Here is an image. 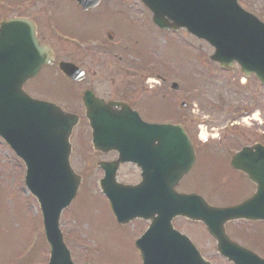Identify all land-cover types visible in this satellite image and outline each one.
<instances>
[{
    "label": "rangeland",
    "instance_id": "1",
    "mask_svg": "<svg viewBox=\"0 0 264 264\" xmlns=\"http://www.w3.org/2000/svg\"><path fill=\"white\" fill-rule=\"evenodd\" d=\"M1 1L0 19L12 14L11 10H8V5ZM24 1L26 0H4L7 3ZM119 1L127 5L130 13L133 14L134 20L130 19L133 23L116 18L111 13L106 14L107 19L119 25L123 24L126 29L123 32L128 35L130 30L132 38L144 39L146 43L142 44L140 51L146 58L155 61L167 60L164 62L167 63V67L175 68L172 77L179 83L181 90L176 93L178 100H183L185 93L189 94L188 100L198 105L201 115L207 116L203 121H206L209 130L217 131L231 121H235L251 131L233 129L223 141L236 142L241 146L257 141L258 138L264 140V137L258 135L264 132V124L257 122L264 120V87L254 78L243 83L239 67L228 72L221 70L218 64L209 59L214 49L206 42L195 39L184 31L166 34L152 27L148 19L142 17L140 13L138 16L135 14L137 5L135 9L130 8L135 2L139 4L138 0ZM33 2H41V0H33ZM239 2L264 21V0H239ZM79 12L74 9L58 11L57 26L65 32L85 38L97 34L98 24ZM35 85L36 83L32 82L25 86V89L31 90ZM62 106L68 108L65 103ZM244 110H247L248 115L243 117ZM257 111L258 117H253L252 114ZM187 125L194 131L196 130L194 127L197 128V122L190 112H188ZM79 127L78 133H87V123ZM78 143L86 154L87 136L79 138ZM73 144L75 146L73 165L79 173L86 174L83 190L65 210L60 222L73 260L76 263L140 264L134 246L136 226L128 228L130 232L128 233L114 223L104 198L90 189V184L93 183L87 176L90 159L85 160L80 156L75 136ZM15 157L0 139V264L46 263L48 248L43 235L39 205L30 196L26 186L24 187L25 166ZM211 187L212 185L208 184L207 194L216 204L220 200ZM180 224L186 225L182 221ZM200 243L206 255L212 254L214 243L210 239L201 240ZM213 259L215 260L214 256Z\"/></svg>",
    "mask_w": 264,
    "mask_h": 264
},
{
    "label": "flooded vegetation",
    "instance_id": "2",
    "mask_svg": "<svg viewBox=\"0 0 264 264\" xmlns=\"http://www.w3.org/2000/svg\"><path fill=\"white\" fill-rule=\"evenodd\" d=\"M99 2H101L99 5L89 9H84L76 0H46V2L41 0V2H18L10 5L12 10L10 17L33 20L36 23L37 36L41 43L50 44L55 52L53 66L42 69L36 78L27 83V85L32 82L36 83L29 92L32 94V91L35 90V94L32 95L37 98L65 103L67 109L78 113L81 117L85 115L83 98L89 94L90 98L94 96L106 103L118 104L108 110L97 111L99 114L120 116L126 111L133 110L150 123L159 122L160 119H184L183 116L186 114L184 109L187 110L188 104L180 103V107H177L171 78L164 72L161 73L159 64L151 59L141 62L139 40L133 42L130 30L127 35L123 32L126 31L123 24L119 25L107 19L106 14L111 13L114 17L129 22L127 5L119 0H100ZM68 9L78 10L81 15L97 23V34L85 38L60 29L57 26V12ZM109 37L114 39L110 40ZM70 39L83 40L85 43L97 41L98 44L79 46L72 43ZM129 39H132V46L128 48L125 44ZM116 59L118 62L115 61ZM63 62L71 63L81 69L85 73V79L75 81L67 77L61 69ZM149 77L155 78L151 82V88L146 84ZM89 131L90 165L87 176L94 182L95 187L99 188L100 180L106 175L109 177L110 183L114 177L121 184H137L142 179L143 166L152 165L154 169L156 157L159 161L160 151L156 150L158 143H156L155 137H147V140L152 139V143H142V150L138 153L141 157L140 165L139 163H122L115 166L114 163L121 156L118 148L124 147V140L127 139V136L116 134L106 137L107 144H102V146L107 149L101 151L96 150L91 128ZM106 131L118 132L121 131V128L110 127ZM186 131L194 141L200 171L199 176L195 174L191 178H184L181 181L178 186L180 192L198 193L207 197V161L209 155L213 154L218 160V170L221 173L217 188V196L220 200L218 205L236 204L255 191V185L242 173L231 167L230 159L233 154L229 158V152L226 153L230 149H235L237 152L245 147H253L255 142L241 146H238L237 143H217L215 145L204 143L202 145L198 143L190 127H186ZM262 144L264 145V143ZM74 156L75 148L71 155L72 164ZM103 163L105 169L101 167ZM180 220L186 224L184 225L185 232L196 242L200 243L201 240L207 239L208 235L203 224H194L181 218ZM135 222L138 223V231L141 235L147 227L148 221L141 218ZM226 229L236 242L264 255V223L229 222ZM240 256L237 253L236 257ZM218 257L225 260L219 253Z\"/></svg>",
    "mask_w": 264,
    "mask_h": 264
},
{
    "label": "water",
    "instance_id": "3",
    "mask_svg": "<svg viewBox=\"0 0 264 264\" xmlns=\"http://www.w3.org/2000/svg\"><path fill=\"white\" fill-rule=\"evenodd\" d=\"M88 1L90 0H82L86 6L92 3ZM144 1L155 11L154 22L161 27H167L168 29L172 27L168 18L166 19L165 17L166 15L171 19L181 21L178 27L174 26L175 29L183 25L189 26L190 24L193 27V22L190 18H184L180 15V13L187 12L186 2L177 3V0ZM187 2H189V0H187ZM201 2H217L218 6L221 5L220 2H229L227 5L222 6V10L228 17L236 18L239 16V33L245 38L247 45V49L244 52L238 49L237 38L239 33L235 31V33L232 34L230 26L227 30L229 34L227 38L223 40L220 39L221 41L219 42L209 39L211 43L217 45V51L212 59L219 61L223 67L229 68L232 67V59L238 57L237 59L240 61L246 75L256 73L264 82V25L253 16L245 14L238 6L237 0H192V6H199ZM163 7L165 11H163ZM193 10V15L197 16L194 17L195 21L201 18L199 16L206 15L205 11ZM220 18L225 21L229 20L224 15ZM214 19V17L210 16L207 20L212 21ZM244 22H250V25L244 26L242 24ZM12 23L13 22L10 21H4L1 24L2 30L15 28L11 25ZM192 27L190 31L202 37L201 34L195 32L196 30ZM204 29L211 30L209 27H205ZM12 38L13 37L8 36V34L7 36L1 37L0 43L2 48L0 51H7L9 46L13 45L11 41ZM29 46L33 51L39 50L42 57L41 65L52 62V53L50 50L46 47H41L34 38H31ZM228 46L230 49H227ZM36 70L37 69L32 71L34 72ZM15 71L16 70L13 69L11 72L14 73ZM29 75L30 72L26 71L21 78L13 76L7 83L8 87L6 89H0V135L10 146L17 150L24 158L27 165L26 184L33 195L36 196L41 206L45 235L50 246L49 264H75L71 260L70 251L64 243L63 235L59 228V219L62 210L66 208L76 196L81 178L77 175L70 174L67 160H65L64 163L65 168L61 171L59 165L57 166L56 162H53V156L46 157L41 152L45 149L46 141L51 146L52 139L56 138V134H58V139H63L66 145L65 151H68V137L78 120L74 116L71 117V114L59 109L58 115L56 114L58 119L57 129H59V131H55V134L53 132V130H55L53 123L56 122H53L52 119H46L45 117L36 118L32 116L29 110L26 109L24 99L21 97L23 93L18 89L23 83V79ZM33 75L35 74L31 76L33 77ZM40 104L41 105H38L40 109L43 110L48 108L49 112L51 111V113H53L51 104L45 102ZM156 127L163 128L168 126ZM160 132H162V130ZM65 153L67 154V152ZM256 196L264 197V192L262 193V190H260ZM231 210H234L235 213L218 217L223 210L211 206H208V212H203L202 215H192V213H188L185 209L180 208L174 212V215H192L191 217L197 220L204 219L209 233L214 238L217 237L218 229L223 228L222 221L231 218V215L264 219V214L248 216L247 212L251 211V203L248 202ZM228 211L230 210H225V212ZM242 212L244 213L240 214ZM114 213L119 222L125 223L122 221L121 210L114 209ZM168 216L169 215L162 219L164 223L169 221ZM146 238L149 240H139L137 242V247L143 258V264H205L199 258L195 249H192L189 243L178 235L172 236L169 240L165 239V241L157 246H153L150 241L152 238V230H150ZM261 263L262 262L259 261L257 263L255 262V264Z\"/></svg>",
    "mask_w": 264,
    "mask_h": 264
},
{
    "label": "clouds",
    "instance_id": "4",
    "mask_svg": "<svg viewBox=\"0 0 264 264\" xmlns=\"http://www.w3.org/2000/svg\"><path fill=\"white\" fill-rule=\"evenodd\" d=\"M154 79H155V78H153V77H149L148 80H146V84L149 86V88L152 87V83H151V82H152ZM157 83H158V82H157ZM196 111H197V107L194 106V107H193V113L195 114ZM257 114H258V111H257V113H253L252 116H253V117H256ZM257 122L260 123V124H264V120H258Z\"/></svg>",
    "mask_w": 264,
    "mask_h": 264
},
{
    "label": "bare ground",
    "instance_id": "5",
    "mask_svg": "<svg viewBox=\"0 0 264 264\" xmlns=\"http://www.w3.org/2000/svg\"><path fill=\"white\" fill-rule=\"evenodd\" d=\"M256 117H258V115Z\"/></svg>",
    "mask_w": 264,
    "mask_h": 264
}]
</instances>
